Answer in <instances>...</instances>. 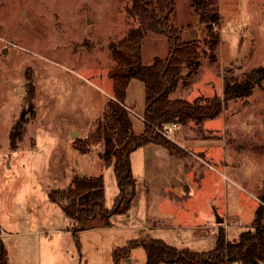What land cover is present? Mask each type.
<instances>
[{
  "label": "rangeland",
  "instance_id": "374dc122",
  "mask_svg": "<svg viewBox=\"0 0 264 264\" xmlns=\"http://www.w3.org/2000/svg\"><path fill=\"white\" fill-rule=\"evenodd\" d=\"M218 3L219 61L204 57L191 75L185 69L172 98L223 96L225 74L240 76L264 66V0ZM131 5L132 0H0V231L8 264H115L114 250L132 240L139 243L120 264H146L142 241L156 238L210 251L215 232L223 228L234 239L254 220L264 192V83L249 97L228 102L202 126L179 124L171 132L174 141L186 145L180 144L187 164L195 160L198 168L174 169L170 190L162 187V176L156 182L142 167L148 149L133 150L137 196L126 212L111 215L110 224L98 217L75 235V221L63 203L50 199L51 189L70 186L83 172L103 174L104 206L113 210L116 205L121 190L115 161L104 163L102 145L82 153L74 140L90 134L115 95L110 43L137 25ZM173 22L181 39L199 40L207 48L205 23L190 0H176ZM168 52V35L150 32L143 45L145 63ZM126 104L141 134L143 81H130ZM23 109L27 121L14 144L12 130ZM163 210L176 216L155 215ZM219 216L227 221L218 222ZM199 224L216 229L194 226Z\"/></svg>",
  "mask_w": 264,
  "mask_h": 264
},
{
  "label": "trees",
  "instance_id": "16d2710c",
  "mask_svg": "<svg viewBox=\"0 0 264 264\" xmlns=\"http://www.w3.org/2000/svg\"><path fill=\"white\" fill-rule=\"evenodd\" d=\"M190 3L194 13L205 23L207 36L204 41L207 48L203 49L199 40L181 39L173 22L176 0H132L128 11L137 25L122 40L110 43L115 62L110 70L115 95L90 134L74 140V146L86 153L102 145L100 155L104 163L115 161L121 192L114 209L107 210L104 206L103 174L76 176L70 186L51 189L50 199L62 202L65 214L75 221V235L79 230L89 228L96 218L103 217L110 224L112 214L126 212L131 207L137 195V183L130 154L137 147L156 143L178 157L187 155L183 146L159 129L171 123L184 125L194 122L202 126L205 119L218 116L228 102L249 97L256 87L264 83V66H258L240 76L225 74L223 96L200 95L193 100L170 97V92L184 78L185 69L191 75L201 66L204 57L212 64L219 61L222 16L218 0H190ZM150 32L168 35L169 52L166 57L156 56L148 64L143 59V45ZM134 78L144 82L146 91L145 127L141 134L135 132L131 111L126 104L128 85ZM26 121V110L23 109L12 130L14 144ZM1 234L0 231V264H8L9 253ZM138 243L132 240L128 245L116 248L115 264H120L121 258ZM141 244L146 251V264H264V192L259 195L252 224L234 239L227 238L225 230L221 228L213 250L178 248L156 238L142 241Z\"/></svg>",
  "mask_w": 264,
  "mask_h": 264
},
{
  "label": "crops",
  "instance_id": "0c3cea01",
  "mask_svg": "<svg viewBox=\"0 0 264 264\" xmlns=\"http://www.w3.org/2000/svg\"><path fill=\"white\" fill-rule=\"evenodd\" d=\"M178 143L183 145L184 147H186V145L181 143L180 141H178ZM143 147L148 149V153H146V157L143 158L142 167H144V170L146 171L147 174L153 175L154 181H156V182H159V179L157 178V176L158 177L162 176V180L160 182H161L164 190L165 189L170 190L169 187H170L171 182H172L170 174L172 175L174 169H177L180 172V171H184L187 169L188 170L190 169V171H192V170H195L198 168L197 167V165H198L197 161L194 160V162H191L190 166H189L187 164L185 157L182 158V157H178L176 155L171 154L167 148H165L164 146H162L160 144L147 143ZM175 173L178 174V172H176V170H175ZM182 183L183 182H181V184ZM187 186H186V188H187ZM162 187H161V189H163ZM189 190H190V188L187 190L188 194H189ZM168 196L174 197V195H168ZM176 196L179 197L180 195H176ZM155 215H158L159 218L160 217L172 218V217L176 216L174 212L164 211V210H163V212H161V214L158 213ZM220 217L223 219V221H221V222L227 221L226 216H220ZM189 225L190 224H180L178 226L186 228V226H189ZM208 225H213L214 228L216 229L215 224H199V225H194V226H208ZM158 226L159 225H156L154 227H158ZM215 233L217 234L218 232H215Z\"/></svg>",
  "mask_w": 264,
  "mask_h": 264
},
{
  "label": "built area",
  "instance_id": "2783aa9c",
  "mask_svg": "<svg viewBox=\"0 0 264 264\" xmlns=\"http://www.w3.org/2000/svg\"><path fill=\"white\" fill-rule=\"evenodd\" d=\"M178 125H179L178 123H171L166 125L163 129H159V130L162 131L169 138L173 139L171 132L174 131V129L178 127Z\"/></svg>",
  "mask_w": 264,
  "mask_h": 264
},
{
  "label": "water",
  "instance_id": "95a60500",
  "mask_svg": "<svg viewBox=\"0 0 264 264\" xmlns=\"http://www.w3.org/2000/svg\"><path fill=\"white\" fill-rule=\"evenodd\" d=\"M76 134H78V132H77V131H74V135H76ZM84 175H85V174H84L83 172H80V176H81V177H84ZM217 220H218L219 222L223 221V219H222L220 216L218 217Z\"/></svg>",
  "mask_w": 264,
  "mask_h": 264
}]
</instances>
